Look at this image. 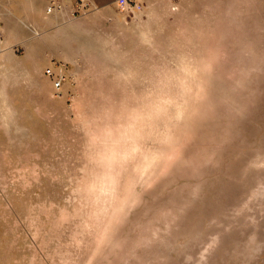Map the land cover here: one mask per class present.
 <instances>
[{
	"label": "rangeland",
	"instance_id": "1",
	"mask_svg": "<svg viewBox=\"0 0 264 264\" xmlns=\"http://www.w3.org/2000/svg\"><path fill=\"white\" fill-rule=\"evenodd\" d=\"M39 7L0 21V264H264V0Z\"/></svg>",
	"mask_w": 264,
	"mask_h": 264
},
{
	"label": "crops",
	"instance_id": "2",
	"mask_svg": "<svg viewBox=\"0 0 264 264\" xmlns=\"http://www.w3.org/2000/svg\"><path fill=\"white\" fill-rule=\"evenodd\" d=\"M55 1V0H44ZM65 4L83 1L93 7H104L115 4V0H57ZM43 0H0V21L19 19L22 15L40 12ZM39 9V10H38Z\"/></svg>",
	"mask_w": 264,
	"mask_h": 264
},
{
	"label": "built area",
	"instance_id": "3",
	"mask_svg": "<svg viewBox=\"0 0 264 264\" xmlns=\"http://www.w3.org/2000/svg\"><path fill=\"white\" fill-rule=\"evenodd\" d=\"M115 2H119L121 6L125 7L127 5H132L133 3L136 2V0H115ZM48 12H50V9H48ZM46 73L51 75V74H53V71H52L51 68H47L46 69ZM63 80H64V76L57 75V78H56V80L54 82L55 87L59 88L62 85Z\"/></svg>",
	"mask_w": 264,
	"mask_h": 264
}]
</instances>
